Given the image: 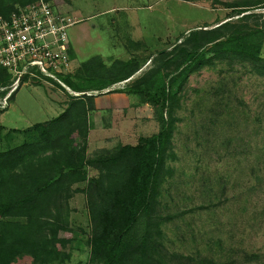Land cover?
Instances as JSON below:
<instances>
[{"label": "rangeland", "instance_id": "374dc122", "mask_svg": "<svg viewBox=\"0 0 264 264\" xmlns=\"http://www.w3.org/2000/svg\"><path fill=\"white\" fill-rule=\"evenodd\" d=\"M235 1L240 0H51L75 20L66 29L70 74L93 57L108 68L133 56L140 66L127 80L86 92L93 96L87 157L158 131L153 108L128 91L130 84L158 65L164 57L157 54L174 47L190 29L235 20V10L228 7ZM251 11L264 12V3ZM262 46L264 57V37ZM171 69L161 71L166 82L175 77ZM175 79L173 157L166 159L170 173L160 186L158 208L166 218L158 238L162 250L183 258L238 261L245 253L255 254V264H264V77L247 63L216 60L188 74L180 86ZM71 92L34 82L20 85L0 108V149L21 142L22 133L11 130L48 120L82 95ZM163 111L167 116V107ZM63 203L60 213L73 237L55 264H91L86 194L76 191ZM15 264H31V258L19 256Z\"/></svg>", "mask_w": 264, "mask_h": 264}, {"label": "trees", "instance_id": "16d2710c", "mask_svg": "<svg viewBox=\"0 0 264 264\" xmlns=\"http://www.w3.org/2000/svg\"><path fill=\"white\" fill-rule=\"evenodd\" d=\"M33 1L0 0V16ZM262 3L264 0L230 3L235 20L190 29L177 38L174 47L157 54L164 57L158 65L132 81L128 91L153 108L159 125L156 133L141 136L133 144L118 145L92 157L85 154L87 115L93 110V96L86 92L101 91L130 78L140 68L133 56L115 60L108 68L99 57H93L79 64L74 75L63 76L72 91L84 94L69 99L48 120L25 130H11L22 133L21 142L0 149V264H15L24 255L31 258V264L60 261L64 256L60 250L73 237L60 213L61 205L76 191L86 194L91 264H255L258 256L247 253L242 261L168 254L158 240L166 219L158 208L160 186L170 173L166 159L173 157L175 78L180 79V86L188 74L216 60L247 63L251 71L264 77V12L251 11ZM169 67L175 77L166 82L167 73L161 71ZM9 78L0 66V85H7ZM88 168L95 171L93 176L88 175ZM80 183L83 189L72 188Z\"/></svg>", "mask_w": 264, "mask_h": 264}, {"label": "built area", "instance_id": "2783aa9c", "mask_svg": "<svg viewBox=\"0 0 264 264\" xmlns=\"http://www.w3.org/2000/svg\"><path fill=\"white\" fill-rule=\"evenodd\" d=\"M73 23L74 19L46 0L17 6L0 16V66L10 75L8 84L0 85L1 109L28 82L60 86L70 93L62 77L71 70L66 29Z\"/></svg>", "mask_w": 264, "mask_h": 264}, {"label": "crops", "instance_id": "0c3cea01", "mask_svg": "<svg viewBox=\"0 0 264 264\" xmlns=\"http://www.w3.org/2000/svg\"><path fill=\"white\" fill-rule=\"evenodd\" d=\"M62 111V109H60V112Z\"/></svg>", "mask_w": 264, "mask_h": 264}, {"label": "water", "instance_id": "95a60500", "mask_svg": "<svg viewBox=\"0 0 264 264\" xmlns=\"http://www.w3.org/2000/svg\"><path fill=\"white\" fill-rule=\"evenodd\" d=\"M82 94H84V93H82Z\"/></svg>", "mask_w": 264, "mask_h": 264}]
</instances>
